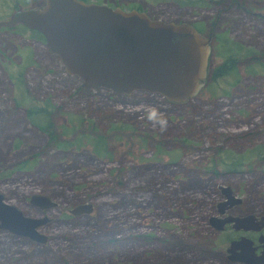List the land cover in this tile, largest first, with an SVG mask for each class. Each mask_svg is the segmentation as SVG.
Instances as JSON below:
<instances>
[{
  "label": "rangeland",
  "instance_id": "obj_1",
  "mask_svg": "<svg viewBox=\"0 0 264 264\" xmlns=\"http://www.w3.org/2000/svg\"><path fill=\"white\" fill-rule=\"evenodd\" d=\"M92 1L203 28L205 84L180 102L83 88L41 34L0 24V192L47 217L45 240L0 227V264H250L226 248L241 234L258 243L259 231L217 229L209 217L264 213V0ZM41 2L0 0V20ZM232 43L260 62L242 57L236 72L208 82ZM51 132L81 145L57 147ZM91 135L108 152H95ZM221 185L241 198L222 214ZM34 193L55 204L31 203ZM83 203L88 210L73 211Z\"/></svg>",
  "mask_w": 264,
  "mask_h": 264
},
{
  "label": "water",
  "instance_id": "obj_2",
  "mask_svg": "<svg viewBox=\"0 0 264 264\" xmlns=\"http://www.w3.org/2000/svg\"><path fill=\"white\" fill-rule=\"evenodd\" d=\"M22 23L42 33L68 73L81 79V87H101L116 93L144 89L180 102L195 94L206 81L210 36L188 21H166L146 10L92 0H43L35 6L18 8L0 24ZM226 199L218 202L219 213L241 198L221 185ZM30 202L41 207L55 204L48 196L34 193ZM78 204L74 212L88 210ZM47 217L24 214L5 201L0 192V227L19 235L45 240L38 230ZM217 228L226 223L236 229L259 231L258 243L241 234L226 248L232 260L250 264L264 262V213L212 215ZM260 246V250L257 248Z\"/></svg>",
  "mask_w": 264,
  "mask_h": 264
},
{
  "label": "trees",
  "instance_id": "obj_3",
  "mask_svg": "<svg viewBox=\"0 0 264 264\" xmlns=\"http://www.w3.org/2000/svg\"><path fill=\"white\" fill-rule=\"evenodd\" d=\"M194 2H195V0H194ZM32 30L38 32L43 37L42 33H40L39 31L34 30V29H32ZM226 47L228 49L229 48H235V53L234 54L230 53L225 59H223L221 62H219L218 64H216L213 67V69L211 70V73L209 72V77H208L209 81L208 82H211V83L218 82L220 77L227 75V74H231L233 72H236L237 63H239L240 58H242V57L247 58V62H252V63H259L260 62V57L258 55H251V53H249L248 51L244 52L243 48L240 44L235 46L234 43H232V44L226 45ZM32 108H35V107H31V109ZM29 112H30V110H29ZM49 137H50L51 141L52 140L55 141V145L57 147H65V146L68 147V146H72V145L78 146L77 145L78 142H75L74 140H71V139L62 140V139L58 138L57 135H54L53 132H51L49 134ZM91 139H92V143H93V149L95 152H97V153H99V152L103 153V151L108 152V149H106V143L107 142L103 141V143L100 144L102 146V148L104 149V150H101V148L99 147V144L97 142L99 139V136L94 138L91 135ZM79 145H81V143ZM104 146H105V148H104ZM231 161H232L231 166H233V164L235 163L234 167H237L238 165H240L243 162L242 159H234V158H232ZM230 162H228L226 160L224 161V163H226V164H229Z\"/></svg>",
  "mask_w": 264,
  "mask_h": 264
},
{
  "label": "flooded vegetation",
  "instance_id": "obj_4",
  "mask_svg": "<svg viewBox=\"0 0 264 264\" xmlns=\"http://www.w3.org/2000/svg\"><path fill=\"white\" fill-rule=\"evenodd\" d=\"M43 1V0H42ZM132 8H137V7H132ZM137 9H139V8H137ZM141 10V9H140ZM193 25L198 29V31H200V32H202L203 34H205L206 36H211V34H209V33H205L204 31H203V28H201L200 26H197V25H195L194 23H193ZM209 44H211V40H210V42H209ZM260 233V232H259ZM259 235V234H258ZM257 235V236H258ZM260 250V246L257 248V251H259Z\"/></svg>",
  "mask_w": 264,
  "mask_h": 264
},
{
  "label": "clouds",
  "instance_id": "obj_5",
  "mask_svg": "<svg viewBox=\"0 0 264 264\" xmlns=\"http://www.w3.org/2000/svg\"><path fill=\"white\" fill-rule=\"evenodd\" d=\"M160 123H161L162 127L166 125V121H164V120H161Z\"/></svg>",
  "mask_w": 264,
  "mask_h": 264
}]
</instances>
